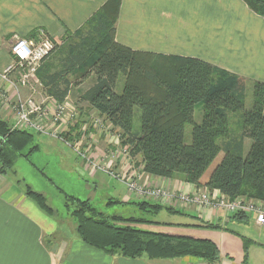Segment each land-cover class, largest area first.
I'll use <instances>...</instances> for the list:
<instances>
[{
    "label": "trees",
    "instance_id": "1",
    "mask_svg": "<svg viewBox=\"0 0 264 264\" xmlns=\"http://www.w3.org/2000/svg\"><path fill=\"white\" fill-rule=\"evenodd\" d=\"M244 1L255 13L264 16V0ZM120 2L108 0L72 34L69 45L60 49L56 66L59 69L50 74H44V66L38 69L37 76L47 86L49 96L64 101L71 86L67 74L89 64L94 83L81 94V101L120 130L130 157H139L145 173L217 189L230 199L245 196L264 200V83L252 81V105L247 109L244 78L197 58L132 50L117 43ZM198 103L202 104L200 122L193 118ZM135 108L140 111L138 129L133 128ZM232 116L238 119L234 128ZM187 125L191 127L190 143L184 141ZM31 131L11 129L8 122L0 119L1 174L12 168L18 156H26L22 150L33 138ZM246 139L250 144L245 152ZM36 148L33 146L30 151ZM221 151L222 158L202 181ZM25 194L43 212L53 215L42 193L26 185ZM65 198V207L75 220L80 240L109 255L130 259L188 255L209 263L219 259V250L212 240L143 231L139 225L158 222L107 216L88 199L69 195ZM113 203L119 202L109 200L107 205ZM135 204L153 214L163 209L147 201ZM233 217L247 218L238 214Z\"/></svg>",
    "mask_w": 264,
    "mask_h": 264
},
{
    "label": "crops",
    "instance_id": "2",
    "mask_svg": "<svg viewBox=\"0 0 264 264\" xmlns=\"http://www.w3.org/2000/svg\"><path fill=\"white\" fill-rule=\"evenodd\" d=\"M107 1L0 0V71L10 62L8 48L14 37L35 39L43 31L55 39H65L79 31ZM115 41L132 50L197 58L247 82L264 83V16L244 0H121ZM133 169L136 167L127 160L116 170L124 174ZM88 175L95 179L97 173ZM141 179L148 187L171 192L200 188L180 178L144 171ZM116 182L124 186L122 181ZM115 195L119 200L135 198L127 195L126 189ZM143 200L178 217L161 221L171 232L195 239L218 237L212 240L219 250L218 261L209 263L188 255L172 259L109 255L73 233L64 234L53 215L43 212L26 196L25 187L4 173L0 174V264H264V226L251 218L228 217L209 208H176L152 198ZM249 223L258 232L256 237L248 232ZM211 224L219 228L207 226Z\"/></svg>",
    "mask_w": 264,
    "mask_h": 264
},
{
    "label": "rangeland",
    "instance_id": "3",
    "mask_svg": "<svg viewBox=\"0 0 264 264\" xmlns=\"http://www.w3.org/2000/svg\"><path fill=\"white\" fill-rule=\"evenodd\" d=\"M37 35L41 37L50 38L55 47L53 51L45 58L37 67L36 71L29 75V77L23 82H19L20 77L25 75L27 71L17 69L14 70L9 76L13 83L6 82L8 98L16 97L24 99L32 95L37 104L42 105L50 101L49 93H47V86L41 82V79L37 76V71L41 66L46 68L44 74H50L56 71V66L59 65L58 59L62 52L60 49L63 46H67L70 43L72 35H67L65 39H55L48 35L46 32H38ZM16 38L14 37L13 41ZM12 43V42H11ZM10 43V44H11ZM9 44V47H10ZM10 62L7 66L14 63V58L11 56L8 48ZM89 64L85 69L83 66L77 67L71 70L66 77L71 82L69 93L65 99L67 103L72 104L74 112L77 113L73 120L65 128L61 135V138L66 142H63L59 138H53L48 135L38 134L34 131L32 133L31 142L22 150L26 156H18L11 169L6 170L8 177L17 181V184L21 186H30L33 191L42 193L47 204L53 209V219L58 221L61 231L64 234L70 235L73 233L77 235L76 223L71 213L65 207V195L73 196L81 200L88 199L90 203L97 210L103 212L107 216H119L124 219H144L153 220L158 222L156 225H150L143 223L139 225V229L147 232H159L173 236H180L178 233L171 232L167 228L163 227L164 224L161 221H174L177 218L172 217L174 213L167 211H160L153 214L147 210H141L136 206V202H144L142 198H130V200L116 199V192H121L126 189L127 195L129 194L125 183L119 185L116 181L118 179L112 177L113 174L123 173L116 170L119 166H124L127 160H131L136 168L140 167V159L130 157L128 151L129 147L125 142V138L122 137L121 132L116 127L108 123L100 114L95 110L88 108L87 104L80 99L81 94L94 83V77L90 74ZM6 66V67H7ZM5 67V68H6ZM56 67V68H55ZM3 68L1 71H3ZM16 85L18 92H15ZM118 87L121 89V82H118ZM245 94V108H250L252 105V92L251 83L247 82V89ZM8 111H12L10 105L3 110H0V119L5 120L12 127V116L8 115ZM8 112V113H7ZM193 118L196 122H200L202 118V104L198 103L193 113ZM231 127H235V123L238 122L236 117H231ZM94 121H98L100 127H94ZM140 125V111L138 108L133 112V128L138 129ZM191 127L189 125L185 128L184 141L190 143ZM90 142L93 143V147L96 149V153L93 154L90 163L82 159L75 149L82 151L84 146ZM83 137V138H82ZM86 137V138H85ZM221 140L219 141V143ZM249 140H245V152L249 148ZM33 146H37L36 149L30 151ZM223 156V152H219L213 162L209 165L203 175V179H206L216 164ZM92 163V164H91ZM98 163H104L105 167H97ZM139 169V168H138ZM89 174L94 175L97 173L96 178H90ZM110 173V174H109ZM1 174V173H0ZM112 175V176H111ZM121 181V180H118ZM140 184L146 185L139 179ZM201 188V187H200ZM115 190V191H114ZM245 197V196H244ZM117 201L119 203H113L107 205L108 201ZM157 200V199H156ZM148 202V201H147ZM252 223L246 224L250 227L247 229L250 235L257 236V231L252 227ZM63 234L59 232V234ZM151 237V236H147ZM157 239L158 237H152ZM211 240L218 237H207ZM219 241V239H217ZM172 243H177L173 241Z\"/></svg>",
    "mask_w": 264,
    "mask_h": 264
},
{
    "label": "built area",
    "instance_id": "4",
    "mask_svg": "<svg viewBox=\"0 0 264 264\" xmlns=\"http://www.w3.org/2000/svg\"><path fill=\"white\" fill-rule=\"evenodd\" d=\"M54 42L50 38L37 35L35 39L16 38L10 44L9 51L14 58V63L7 66L3 71H0V110L11 106L12 111H8V115L12 116V127L23 128L36 131L39 134L48 135L53 138H61L62 133L68 124L73 120L77 113L74 112L72 104L70 105L65 100L58 102L55 99L44 105L37 104L32 95L20 99L15 94L14 98H8L7 88L4 87L6 82L13 83L9 78L10 74L15 69L18 71L25 70L27 73L20 77L19 82L27 79L32 75L39 64L53 51ZM15 92L17 87L14 85ZM98 121H94V127L98 128ZM83 138V137H82ZM86 138V137H85ZM84 146L82 151L75 149L78 155L85 161H91L96 149L90 142ZM97 154V153H96ZM92 164V163H91ZM97 167H105L104 163H98ZM139 168V169H138ZM133 169L129 173L119 175L114 173L112 177L121 180L125 183L129 194L142 199H157L166 201L170 206L176 208L196 207L200 209H212L224 212L226 216L232 217L236 214L251 218L258 226H264V200L237 196L230 199L217 189L195 188L190 192L177 191L171 192L162 188H151L147 185H141L139 179L143 171L142 165ZM110 174V173H109Z\"/></svg>",
    "mask_w": 264,
    "mask_h": 264
}]
</instances>
